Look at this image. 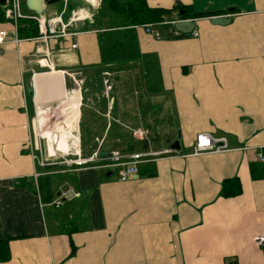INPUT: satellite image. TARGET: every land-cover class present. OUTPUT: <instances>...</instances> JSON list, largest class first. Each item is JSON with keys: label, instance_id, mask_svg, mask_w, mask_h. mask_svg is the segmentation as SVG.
I'll return each instance as SVG.
<instances>
[{"label": "crops", "instance_id": "1", "mask_svg": "<svg viewBox=\"0 0 264 264\" xmlns=\"http://www.w3.org/2000/svg\"><path fill=\"white\" fill-rule=\"evenodd\" d=\"M145 2L228 22L186 19L191 34L162 26L155 37L91 0L40 15L19 0L38 36L15 43L1 7L0 264H264V0ZM201 133L228 149L190 156ZM174 142L178 155L125 182L63 163ZM233 179L239 194L224 196Z\"/></svg>", "mask_w": 264, "mask_h": 264}, {"label": "built area", "instance_id": "2", "mask_svg": "<svg viewBox=\"0 0 264 264\" xmlns=\"http://www.w3.org/2000/svg\"><path fill=\"white\" fill-rule=\"evenodd\" d=\"M91 3L94 7H98L101 4V0H91ZM6 5L8 9L5 10V17L12 20L13 22V42L17 43V33H16V22L21 18L19 12V0H7ZM183 20H166L162 19L161 22L156 24H144L142 28L145 33L159 37V31L155 27L170 26L175 28V24ZM172 35L174 37L182 36L180 32L176 29H173ZM0 44L5 38V34H0ZM7 38V37H6ZM75 46H73L74 48ZM110 90V87L106 85V92ZM228 149L227 142L225 138H213L208 134L201 133L198 134L194 140V144L189 153L190 156H198L205 153H221ZM178 155L177 151L169 149L161 152H136V153H119V152H110L107 158H100L97 153L93 154L87 159H82L79 156L75 160L65 159L64 165L74 166L75 168H83L85 166L100 164L101 168H112L117 171V179L120 182H125L133 178L137 173V165L142 162H148L154 160L157 157L169 156V155ZM258 160L262 161L260 155H258ZM59 204V203H57ZM254 242L257 246L262 247L264 244V236H257L254 239Z\"/></svg>", "mask_w": 264, "mask_h": 264}, {"label": "trees", "instance_id": "3", "mask_svg": "<svg viewBox=\"0 0 264 264\" xmlns=\"http://www.w3.org/2000/svg\"><path fill=\"white\" fill-rule=\"evenodd\" d=\"M101 9L112 16H119L123 19L126 26L156 24L163 18H170L172 14L180 20L210 18L220 14L217 13H194L191 8L184 6H173L171 9L150 8L145 0H101ZM2 8L0 7V20L2 19ZM16 33L19 39L33 38L38 36L37 23L33 19L20 18L16 22ZM46 187L48 194L47 181L39 183V188ZM224 196H235L240 192L237 180H226L222 186ZM6 244L5 241H1ZM5 255V259L7 258ZM228 264H235L229 261Z\"/></svg>", "mask_w": 264, "mask_h": 264}, {"label": "water", "instance_id": "4", "mask_svg": "<svg viewBox=\"0 0 264 264\" xmlns=\"http://www.w3.org/2000/svg\"><path fill=\"white\" fill-rule=\"evenodd\" d=\"M63 0H24L25 7L28 11L40 15L42 13L43 5H51L54 3L61 2ZM7 0H0V7H5ZM210 23L214 25H224L228 22L227 19L221 17H211ZM175 29L183 35H189L194 29V22L192 20H184L175 24ZM28 93H31V90H28ZM172 150H179V145L177 142H174L171 147ZM100 158H107L109 156L108 152H101L98 155ZM63 166V164H54L47 166L46 169H55Z\"/></svg>", "mask_w": 264, "mask_h": 264}, {"label": "rangeland", "instance_id": "5", "mask_svg": "<svg viewBox=\"0 0 264 264\" xmlns=\"http://www.w3.org/2000/svg\"><path fill=\"white\" fill-rule=\"evenodd\" d=\"M25 6L24 4V0H20V9H23V7ZM66 120L64 119L63 121H60L55 127H62L63 124H65ZM58 141H60V139H58Z\"/></svg>", "mask_w": 264, "mask_h": 264}, {"label": "bare ground", "instance_id": "6", "mask_svg": "<svg viewBox=\"0 0 264 264\" xmlns=\"http://www.w3.org/2000/svg\"><path fill=\"white\" fill-rule=\"evenodd\" d=\"M74 101H76L77 99L75 98V99H73ZM76 103H78V100H77V102Z\"/></svg>", "mask_w": 264, "mask_h": 264}]
</instances>
